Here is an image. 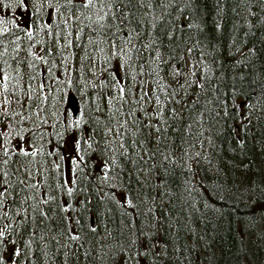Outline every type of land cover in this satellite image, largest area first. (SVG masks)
Listing matches in <instances>:
<instances>
[{
    "label": "snow or ice",
    "instance_id": "6c2138e0",
    "mask_svg": "<svg viewBox=\"0 0 264 264\" xmlns=\"http://www.w3.org/2000/svg\"><path fill=\"white\" fill-rule=\"evenodd\" d=\"M257 33L264 0H0V264H220L225 209L248 256Z\"/></svg>",
    "mask_w": 264,
    "mask_h": 264
},
{
    "label": "trees",
    "instance_id": "16d2710c",
    "mask_svg": "<svg viewBox=\"0 0 264 264\" xmlns=\"http://www.w3.org/2000/svg\"><path fill=\"white\" fill-rule=\"evenodd\" d=\"M253 43H256L260 48H264V41L260 40L259 33H257L256 38L250 39L247 47L250 48ZM246 51L247 48H245V52ZM241 55L242 54H237L236 58L239 59ZM253 62L257 64L260 63L256 60H253ZM242 71H248V69H242ZM259 71H264V68H259ZM256 141L257 136H253L252 145L250 146V151L246 159V162H249L253 169L261 166L262 162V154L259 151H256V148L259 147ZM225 211L226 218H222L217 222L220 227L217 230L213 244L214 249L223 248L225 251V255L220 259V264H248V262L253 259L255 260V264H264V239L259 238L258 233L255 232L248 236L245 243L249 255L244 256L240 252V235H238V233L242 232L243 226H238L233 217L231 215H227V209H225ZM229 220L232 221L231 230L226 231V229L229 228ZM208 230L209 232L213 231L211 224L208 225ZM252 253H255L254 257L252 256Z\"/></svg>",
    "mask_w": 264,
    "mask_h": 264
}]
</instances>
